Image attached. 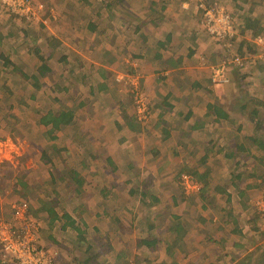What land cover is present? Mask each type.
<instances>
[{
	"label": "crops",
	"instance_id": "obj_1",
	"mask_svg": "<svg viewBox=\"0 0 264 264\" xmlns=\"http://www.w3.org/2000/svg\"><path fill=\"white\" fill-rule=\"evenodd\" d=\"M246 1L244 9L248 10ZM163 8L166 4L156 2V10ZM196 30L193 28L188 32L182 21L156 19L155 48L150 62L156 65V69H150L144 61L141 62L151 105L149 128H142L136 122L130 124L123 119L118 120L115 124L118 132L121 130V138L118 146L107 147L104 164L89 165L86 174L84 170H78L84 178L91 176L88 186L95 181L94 186L103 188V202L110 207V210L106 207L101 209L104 218L114 215L115 221H128L122 223L121 229L114 225L110 232L116 236L109 237L103 245L98 243V250L96 244L93 245L99 254L96 259L91 257L88 264H126L130 258L136 260V264H253L257 258L260 251L258 236L261 239L257 218L260 220V215L253 209L251 199L263 193L259 183L261 173L257 172L264 169V149L258 143L251 144L247 138L264 136V84L256 82L259 77L264 82V58L257 57L255 52L247 53L248 63L243 70L228 71L230 77H241L243 83H239V87L236 82L221 87L213 85L211 70L199 56L196 57L197 63L194 61L196 53L202 55L205 47L204 41L197 40ZM86 34L90 36L88 31ZM152 37L144 31L139 33L145 45H151L148 39ZM60 39L64 42V38ZM189 40L195 41L190 43ZM92 44L98 46L91 42L89 48ZM185 45L187 53L178 50ZM80 47L74 44L69 49L64 48L58 59L63 60L66 69L71 66L69 73L72 72L73 77L83 71L81 78H89L94 71L84 74L86 66L96 68L91 64L96 61L81 54ZM110 53V61L116 63L119 58ZM141 57L144 59L147 55L142 54ZM149 59L150 56L147 61ZM100 66L97 74L101 77L108 69ZM102 77L100 81L105 83L104 88L109 76ZM67 78L69 74L64 78L66 82ZM256 85L260 87L256 88ZM70 86L67 89L70 90ZM77 89L82 90V86ZM89 92L92 91L89 89ZM59 97L63 98L60 94ZM82 98L75 105H83L86 99L89 100L86 96ZM91 100L81 108H74L76 112L71 125L76 127L75 123L80 121L78 114L81 113L76 108L84 112V107H94V99ZM255 110H259L261 118H257ZM259 118L263 121L260 128L256 124ZM69 125L62 130L67 131ZM98 128L105 133L107 126L102 124ZM138 134L144 136L139 142H134ZM106 135L99 137L104 145L109 141ZM144 137L151 143L147 144ZM105 139L107 141L103 142ZM119 161L127 169L143 171V177H119L115 173ZM177 168L184 169V172H206L209 190L205 195L193 198L195 200L183 195L177 187L179 181L171 177ZM161 170L164 173L159 174ZM143 189L152 190L151 199H147L149 193L143 196ZM154 202L156 212L151 210L147 215L142 211L144 205L152 206ZM119 203L120 212L113 213L112 208L115 205L118 208ZM152 214L154 221L146 224Z\"/></svg>",
	"mask_w": 264,
	"mask_h": 264
},
{
	"label": "rangeland",
	"instance_id": "obj_2",
	"mask_svg": "<svg viewBox=\"0 0 264 264\" xmlns=\"http://www.w3.org/2000/svg\"><path fill=\"white\" fill-rule=\"evenodd\" d=\"M33 1L45 5L44 17L41 18H46L44 20L47 23L44 26L39 23L42 22L41 20L22 23L20 18L9 15L0 2V36H9L7 38L4 36L5 41L3 45H0V52L3 51L4 55L14 60V63L19 64L25 71V73L17 72L15 74L9 72L12 66H0L2 70L0 71V212L5 214L11 212L12 204L18 198H26L25 193L27 194V200L29 199L31 205L36 207H38L36 201L38 198H57L56 209L58 212L62 214L64 211H68L75 219L76 225L85 228L86 231L83 232L80 239L77 237L78 233L71 226L61 229L60 223H57L58 225L49 231L56 241L49 240L47 239L48 215L43 212L38 219L41 227L43 226V242L58 256L59 264H76L75 257L80 259L93 257L96 259L99 254V251H97L98 243L103 245V242L109 237L116 236L110 232V229L114 225L121 229L122 223L128 222L127 220L122 222L120 219L115 221L114 215L112 218L111 216L104 218L105 214L101 212V209L106 207L110 210V207L103 202L104 192H101L102 187L94 186L95 181L93 182V180L94 184L91 183L92 185L88 186L91 176L85 177L87 183L85 181V185L82 186L79 192L76 191L77 185L66 178L72 170H84V174H86L89 165L99 166L98 163L104 164V154L108 149L107 147H113L114 144L118 146V140L121 138V134L119 135L121 130L118 132L115 124L118 120L123 119L130 124L135 123V96L133 92L135 81H131L132 79L138 80L139 87L142 89L148 104L150 103L142 70L145 63L150 69L153 67L156 69V65L150 63L153 60L152 55L155 48L156 19L182 21L188 32L196 28L197 40L199 42L204 41L205 47L202 48L204 49L202 55L196 53L194 61L197 63L196 57L199 56L201 62L211 70L210 78L213 85L221 87L236 82L239 87V83H243L242 79L240 76L230 77L229 72H234L237 69L229 64V60L232 58V53H239V48H242L239 45L240 42L245 44L241 49L245 55L247 53L252 54L255 51L256 48L249 40L252 37L250 35L254 34L255 31H258L257 34L264 33V0H247L245 3L247 4L246 9L249 6L248 10L244 9V0H125L124 3L118 5V8L114 9L115 14H119L122 18L120 17V20L107 18L105 22L98 21V23H101L99 26L102 29H97L101 33L94 34L95 37H93V34L88 36L86 31L88 20L91 21L93 15L99 10L96 0H90L91 3L81 1L82 5L77 0ZM156 2L157 4H166V8L156 10ZM90 4L93 6H90ZM184 4L188 6V9L183 6ZM207 6H223L232 15L235 23L238 24L237 33L239 38L235 39L232 48L223 45V43H217L205 29L203 21ZM102 10L108 12V6L105 5ZM52 14L56 16V19H51ZM105 15L107 17V14ZM173 18L177 20H173ZM146 20L148 23L138 26L139 23ZM27 23L32 26L26 25ZM246 25L249 29L245 28ZM141 31L153 35L152 38L148 39L151 45L149 43L143 44L141 38H139ZM55 34H59L58 38H64V42L63 39H60L62 45L56 48L54 56L51 55L46 60L55 72L53 73L55 83L57 82L56 84L61 88L71 85L67 93L63 92L61 102H56L53 98L55 93L52 95L50 92L49 75L41 77L38 83L28 84L29 75L37 72L40 66L41 61L36 52L38 51L43 57L50 55L51 48L48 39L49 36L56 37ZM107 34L111 37L107 38ZM189 36L191 37V34H187V37ZM194 41L189 40L190 43ZM91 42H100L101 44L98 43L97 47L101 46V48L98 49L94 45L89 48ZM74 44L82 46L79 48L81 54L96 61V63L91 64H95L97 67L101 64V66L108 69L107 72L102 74V76H109L108 84L104 88L102 87L105 83L100 81L103 77L98 76L97 67L86 66L84 74H88L87 72L93 70V76H89V78L84 76L82 79L80 74L83 71L77 72L76 77H73L72 72L69 73L71 66L66 69L63 60L58 61L61 56L60 52L64 48L69 49ZM186 46L178 47V50L187 53ZM68 49L65 51L67 52ZM110 51L119 58L116 63L110 61ZM142 54H146L147 57L143 59ZM149 56L150 59L147 61ZM143 61L144 64L141 65ZM67 62L65 63L68 64ZM221 66L224 68L228 80L230 78V81L226 83L220 80L219 69H222ZM68 74L69 78L66 82L64 78ZM256 82L264 84L261 77ZM80 86H82V90L77 89ZM259 87L260 85H256V88ZM89 89L92 92H89ZM32 92L36 94L33 99L30 97ZM59 94L61 95V93ZM85 96L89 100L86 99L87 102L85 101L83 105L90 103L91 99H94L95 104L92 108L84 107V112H82L83 109H80L81 107L76 108L81 113L78 114L80 121L78 124L75 123L76 127L70 124L67 131L60 130L56 133H48L46 127L40 123V119L46 111L53 110L55 112L62 107L67 108L72 105L74 107L75 102ZM13 103H15V107H10ZM102 124L107 126L105 133H101L98 128ZM139 125L148 129L149 121L139 123ZM106 134L109 136V139H107L109 141L104 145L101 141L102 138L99 137L102 135L107 136ZM144 134L136 135L134 142H139ZM55 135L56 139L50 138ZM144 139L147 144L151 143L148 138L144 137ZM107 140L105 139L103 142ZM93 156H97V158L93 159ZM117 165L119 168L115 173L119 177H143V171L127 169L122 161H119ZM158 173L162 174L164 170ZM183 173L187 172H184V169L177 168L171 177L173 179L175 177L179 181L178 190L186 197L193 199L198 196L200 198L204 191L209 190L208 185H204L196 175L192 174L205 188L195 195H186L181 182ZM257 173H264V169L258 170ZM19 179L27 182V188L23 186ZM101 179L104 181L103 178ZM103 181L98 182L104 184ZM145 182L147 181L145 180ZM28 188H30L29 191L26 190ZM166 189L167 192H171L170 188ZM150 194H152L151 189H149L147 199H151ZM153 195L155 196L154 193ZM153 205H144L142 211L147 215L151 210L156 212V202ZM116 206L112 208L113 213L120 212L121 204L119 203L118 208ZM99 211L101 213L96 214ZM153 214L146 220V224H151L154 221ZM257 215L259 216L258 213ZM258 221L260 230L263 218L260 216L259 220L258 217ZM146 224L145 226H147ZM260 235L261 239L257 235L258 245L260 246V251L256 256L257 263L262 262V258H264V237L261 232ZM88 244H92V246L89 247ZM94 244H96L97 250L93 247ZM130 253L133 252H127V254ZM127 260L126 264H136V260L132 258ZM143 264L145 263L143 262Z\"/></svg>",
	"mask_w": 264,
	"mask_h": 264
},
{
	"label": "built area",
	"instance_id": "obj_3",
	"mask_svg": "<svg viewBox=\"0 0 264 264\" xmlns=\"http://www.w3.org/2000/svg\"><path fill=\"white\" fill-rule=\"evenodd\" d=\"M1 6L8 12L18 15L27 22L41 20L43 18L45 5L33 0H0ZM203 25L209 35L217 43L233 47L237 35L235 21L232 15L223 6H207L205 8ZM251 42L254 44L255 54L264 58V33L251 34ZM234 40V41H233ZM225 43V44H224ZM229 64L239 70L246 67L248 56L240 53H232ZM219 69L220 80L228 82L224 68ZM133 85L135 96L136 119L140 123H146L150 119V108L138 80ZM182 187L186 195H195L202 189V184L192 174L183 173L181 176ZM260 182L263 184L262 195L252 199L251 205L257 212L263 223L260 230L264 237V174ZM11 212L8 214L0 212V257L6 264H57L56 254L41 241V224L29 211L30 203L24 198H18L12 204Z\"/></svg>",
	"mask_w": 264,
	"mask_h": 264
},
{
	"label": "trees",
	"instance_id": "obj_4",
	"mask_svg": "<svg viewBox=\"0 0 264 264\" xmlns=\"http://www.w3.org/2000/svg\"><path fill=\"white\" fill-rule=\"evenodd\" d=\"M77 1L81 5L83 4L81 1H84L85 3H88V2L91 3L90 0L89 1L88 0H77ZM124 2H125V0H96V4L98 5L99 10H98V12H96L93 15V18L91 19V21L88 20V24H87L88 34L89 35H92V34L98 35L99 32L101 33V31L97 30V29H99V30L102 29V27L99 26V24H101V23H98V21L105 22L107 18H111V19L114 18L115 20H120L121 16H119V14H115L114 9L118 8V5L122 4ZM92 3L94 4V2H92ZM105 5L108 6V9H109L108 12L102 10L103 7L105 8ZM90 6H93V5L90 4ZM6 12H8V11H6ZM8 14L20 18V21L22 23L27 22L25 19L19 17L16 14H13L11 12H8ZM105 14H107V17H105L106 16ZM51 19L52 20L56 19V16L52 14ZM11 20H12V18H11ZM26 25H28V23ZM41 25L44 26V23H41ZM235 25H236V29L238 30V24L235 23ZM28 26H32V25H28ZM250 27H252V26H250ZM245 28L249 29V27L247 25L245 26ZM137 29H138V27H137ZM25 31H27V30H25ZM253 33L257 34L258 31H255ZM4 36H0V45H3V43L5 41L4 40ZM7 36H5V37L7 38ZM144 36L145 35L142 34V37H144ZM108 37H111V36L109 34H107V38ZM237 37H239L238 33L236 35V38ZM112 40H114V39H112ZM48 43H49L50 48H51V54L46 56V57H43V55L40 54L38 51H37L38 53L36 52V55L39 56L41 62H40V66H39L38 71L37 72H33L32 74L29 75L28 84H32V83H35V82L38 83V81L41 80L40 79L41 77H45V76L49 75L50 86H51L50 92H51L52 95H53V93H55V96H53V98H54V100L56 102H58V101L61 100V98L58 96L59 93H61V95L63 96V92L66 91V90L68 91L69 89H67V86L61 88V87H59L56 84L57 82L55 83L54 78H53V73H55V72L51 68L50 64H48V60H46V58L48 59L51 55L54 56V54H56V52H55L56 48L62 44V40H60V38L58 39L57 37H49ZM93 43H95L97 45V42H93ZM241 43L242 42H240L239 45L243 48V46H245V44H241ZM251 44L254 46V44L252 42H251ZM93 45L94 44H92V46ZM248 47H249V45H248ZM241 49L239 48V53L241 55H244V53L242 52ZM110 59H112V57ZM58 61H59V59H58ZM1 65L3 67L12 66V69L9 71L11 73H15V74H17V72H21V73L24 72L25 73V71L20 67V65L14 63V60H12L10 57L4 55L3 51L0 52V66ZM235 69L239 70L236 67H235ZM0 71H2L1 68H0ZM229 81H230V78H229ZM30 97L32 99L35 98L36 97L35 92H32ZM24 104H26V103H24ZM13 106L15 107V103H13L10 107H13ZM80 106H82V103H78L77 105H74V107H73V105L70 106V107H67V108L66 107H62L61 109H59V110H57L55 112L53 110H48V111L45 112L44 115H42V117L40 119V123L42 124V126L46 127L48 133H52V132L56 133L57 131L62 130L64 128V126L72 123V121H73V119L75 117V112H76L74 108L75 107H80ZM149 108H150V116H151V105H149ZM254 113L257 114V118H258V116L260 117V115H258L259 114V110H255ZM223 114L225 115V117H227V115H228L226 112H224ZM260 118H259L258 121H256L257 122L256 124H257L258 128L263 126V121ZM262 118H264V115H262ZM135 122H136V124L140 123L136 119V117H135ZM50 138H52L54 140L57 137L55 135V136H52ZM247 139H248V141L251 144L258 143L259 145H261L260 147H263L262 149H264V136H256V137H252L251 136V137H248ZM187 173H191L193 175H196V177L201 182H203L204 185H206V186L209 185V182L207 180V173L206 172L198 173V172L195 171V172H187ZM261 177H262V174H261ZM66 179H70L71 181H73L77 185V189H76L77 192H79L81 190L82 186L85 183V178L81 175V173L78 170H72L70 172V174L68 175V178H66ZM19 180H20V182H22L23 186L25 188H27V182H24L21 179H19ZM259 183L262 184L261 182H259ZM203 188H205V186L202 185V189H201L200 192H202ZM29 189L30 188H28L26 190L29 191ZM205 192L206 191H204L202 194L205 195ZM148 193H149L148 189L147 190L143 189L142 194H143L144 197H146L148 195ZM24 195L26 197L24 199L27 200V194L25 193ZM36 201L38 203V207H36L35 205L32 206L30 201H29V203H30L29 211L31 212V214L37 220L39 219V217H40L39 215L41 213H43V212L47 213V215H48V218H47V225H48V236H47V239L56 241L55 237L51 233H49V231L51 229L55 228L56 225H58L57 223H60L61 229H66L67 226H71L78 233V236H77L78 238H80V236L83 234V232L86 231L85 228L79 227V226L76 225L75 219L73 218V216L68 211H64V213H62V214H60L58 212V210L56 209L57 204H58L57 198H52V197H50L48 199L38 198ZM82 224L84 225V223H82ZM40 231H41V241L43 242V226L41 227ZM151 243H155V241H152ZM88 246L91 247L92 244H88ZM56 259H57V262H58V256H56ZM90 259L91 258H89V259H87V258L86 259L85 258L80 259L79 257H75L74 260L77 262L76 264H88ZM256 260L257 259H255V261L252 262V263L253 264H264V258H262V262H258L257 263ZM0 262L3 263V264H6V263L3 262L1 257H0ZM57 264H59V263H57Z\"/></svg>",
	"mask_w": 264,
	"mask_h": 264
}]
</instances>
